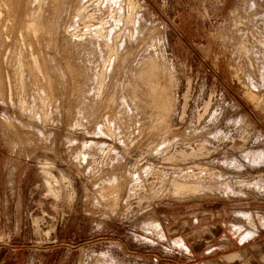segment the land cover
Returning a JSON list of instances; mask_svg holds the SVG:
<instances>
[{
  "label": "rangeland",
  "instance_id": "374dc122",
  "mask_svg": "<svg viewBox=\"0 0 264 264\" xmlns=\"http://www.w3.org/2000/svg\"><path fill=\"white\" fill-rule=\"evenodd\" d=\"M258 239L264 0H0V264Z\"/></svg>",
  "mask_w": 264,
  "mask_h": 264
},
{
  "label": "crops",
  "instance_id": "0c3cea01",
  "mask_svg": "<svg viewBox=\"0 0 264 264\" xmlns=\"http://www.w3.org/2000/svg\"><path fill=\"white\" fill-rule=\"evenodd\" d=\"M209 224L208 221L207 223L205 222L204 225H201L200 228L203 232L200 234L203 233V235H194V238H198V240L194 239L193 242H189V239L186 237L187 242H189L187 244L188 250L191 249L196 254L197 252L202 251L207 243L212 242L213 236H218V233L221 232V230L218 233L215 232V234H213L212 228ZM195 233L198 232L196 231ZM232 245L230 246L232 248L231 250L227 248L225 252L215 254L214 256H212L211 253L205 252L204 255H209V257L203 260V264H264V240H254L249 244L239 247Z\"/></svg>",
  "mask_w": 264,
  "mask_h": 264
}]
</instances>
